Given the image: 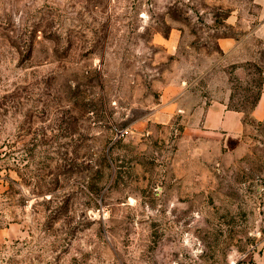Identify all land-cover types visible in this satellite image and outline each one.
<instances>
[{
	"label": "rangeland",
	"instance_id": "obj_1",
	"mask_svg": "<svg viewBox=\"0 0 264 264\" xmlns=\"http://www.w3.org/2000/svg\"><path fill=\"white\" fill-rule=\"evenodd\" d=\"M258 8L0 0V264H264ZM225 99L231 150L192 116Z\"/></svg>",
	"mask_w": 264,
	"mask_h": 264
},
{
	"label": "crops",
	"instance_id": "obj_2",
	"mask_svg": "<svg viewBox=\"0 0 264 264\" xmlns=\"http://www.w3.org/2000/svg\"><path fill=\"white\" fill-rule=\"evenodd\" d=\"M259 10V38L261 49L264 50V0H255ZM221 50L228 56H233L239 46H235L230 39H223L220 43ZM192 116L201 124L205 135L219 139L222 144L233 149L242 142L246 130L244 113L240 110L228 108V100L212 102L196 106L193 109ZM248 119L256 124H264V68L262 80L258 92V99L255 106L251 109ZM5 232H1V234Z\"/></svg>",
	"mask_w": 264,
	"mask_h": 264
},
{
	"label": "trees",
	"instance_id": "obj_3",
	"mask_svg": "<svg viewBox=\"0 0 264 264\" xmlns=\"http://www.w3.org/2000/svg\"><path fill=\"white\" fill-rule=\"evenodd\" d=\"M257 99H258V96H257V98H256V101H257ZM256 101L254 102L252 108L255 106ZM252 108H251V109H252ZM236 110H237V109H236Z\"/></svg>",
	"mask_w": 264,
	"mask_h": 264
},
{
	"label": "built area",
	"instance_id": "obj_4",
	"mask_svg": "<svg viewBox=\"0 0 264 264\" xmlns=\"http://www.w3.org/2000/svg\"><path fill=\"white\" fill-rule=\"evenodd\" d=\"M121 135H122V133H121Z\"/></svg>",
	"mask_w": 264,
	"mask_h": 264
}]
</instances>
